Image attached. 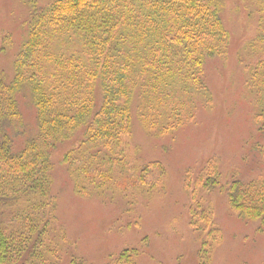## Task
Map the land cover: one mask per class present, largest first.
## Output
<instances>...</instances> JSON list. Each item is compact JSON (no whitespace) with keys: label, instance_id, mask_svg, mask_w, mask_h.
Segmentation results:
<instances>
[{"label":"trees","instance_id":"1","mask_svg":"<svg viewBox=\"0 0 264 264\" xmlns=\"http://www.w3.org/2000/svg\"><path fill=\"white\" fill-rule=\"evenodd\" d=\"M223 2L28 1L27 36L12 79L0 71V264H57L62 259L59 239L64 233L51 190L53 150L71 143L62 161L78 193L82 180L104 186L115 169L137 165L125 161L121 146L134 114L151 118L154 107V117L172 119V112L159 110L172 100L170 87L176 92L174 86L184 79L198 86L195 77L202 72L195 66L226 52L230 33ZM258 7L259 45L250 46L262 53L264 0H258ZM256 62L252 71L264 68V60L263 65ZM254 84L264 92V77ZM24 93L36 113L29 136L18 99ZM157 164L146 162L137 169L140 184ZM219 169L217 159L208 163L194 179L196 188L219 187ZM187 183L196 199L190 178ZM226 187L237 216L258 222L263 232L264 177L247 181L234 173ZM194 202L199 207H190V225L200 234L199 261L210 264L222 232L212 210ZM136 255L137 250L125 249L106 264H137Z\"/></svg>","mask_w":264,"mask_h":264},{"label":"rangeland","instance_id":"2","mask_svg":"<svg viewBox=\"0 0 264 264\" xmlns=\"http://www.w3.org/2000/svg\"><path fill=\"white\" fill-rule=\"evenodd\" d=\"M28 1L0 0V71L8 80L27 36ZM36 1L44 5L51 0ZM222 7L230 33L226 52L195 66L202 72L195 77L198 86L184 79L174 86L176 92L170 87L172 100L159 110L174 117L157 119L154 107L151 118L134 114L121 146L125 161L137 165L115 169L104 186L82 180L78 193L62 161L71 143L53 150L51 190L64 233L59 239L64 254L57 264H106L125 249L137 250V264H200V234L190 225V207L198 206L194 201L212 210L222 232L210 264H264V231L258 222L239 218L226 193L234 173L247 181L264 177V92L254 84L264 77V68L250 69L257 58L259 65L264 60V48L261 53L250 46L259 45L261 12L258 0H224ZM18 99L29 136L36 113L28 93ZM214 159L221 185L196 188L194 179ZM146 162L158 164L140 184L136 171Z\"/></svg>","mask_w":264,"mask_h":264}]
</instances>
